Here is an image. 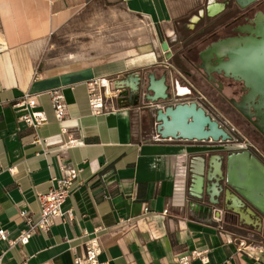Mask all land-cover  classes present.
Instances as JSON below:
<instances>
[{"label":"crops","instance_id":"1","mask_svg":"<svg viewBox=\"0 0 264 264\" xmlns=\"http://www.w3.org/2000/svg\"><path fill=\"white\" fill-rule=\"evenodd\" d=\"M90 1L0 0V227L13 238L23 228L19 210L27 209L38 219L36 194L49 189L51 176L61 175L62 161L83 168V184L75 185L63 204L73 218H55L48 232L36 231L23 245L9 247L0 240L2 264L24 260L73 264L70 247L80 253L89 237L85 232L98 237L99 259L109 264H179L173 257L193 250L204 251L208 261L195 259L191 264H264L262 246L247 244L241 233L230 228L223 211L221 220L214 218L222 204L210 203L205 174L209 157L219 153L213 147L216 143L157 140L154 129L150 139L142 140L148 129L141 120L135 125L133 118L141 113V99L136 105L116 99L112 111L92 112L89 82L97 81L102 91L115 90L113 80L125 77L134 66L152 63L154 53L124 67L38 70L51 35ZM120 1L127 11L161 27L164 38L174 33L173 22L185 14L171 0ZM136 72L142 90L143 73ZM100 80L108 81L109 87H102ZM55 88L61 89L67 105L61 122L54 116L49 96ZM24 92L36 96L37 108L46 116L36 129L20 119L26 110L17 103ZM62 126L67 127L65 132ZM36 134L59 143L35 142ZM70 139L82 143L64 145ZM201 175L204 180L199 183ZM126 219L130 221L121 223ZM251 223L260 227L264 220Z\"/></svg>","mask_w":264,"mask_h":264},{"label":"rangeland","instance_id":"2","mask_svg":"<svg viewBox=\"0 0 264 264\" xmlns=\"http://www.w3.org/2000/svg\"><path fill=\"white\" fill-rule=\"evenodd\" d=\"M213 1L218 3L222 0ZM206 3V0H171V4L177 8V11L184 10L185 14L176 19L177 22H173L176 34L172 33L166 38L172 41L176 37L186 36L188 32L184 29L185 17L191 13L194 14L197 8H203ZM203 23H206L205 19H203ZM162 31L161 27L153 24L149 19L127 11L120 0H91L51 35L40 58L38 70L54 69L53 72H64L82 66L104 65L106 68L117 65L124 67L138 57L148 58L145 56L154 53L155 58L152 63L141 67L134 66L127 71L143 73L142 91H145L148 82L147 76L150 72L155 73L157 77L165 74L164 68L161 66L163 53L160 44L164 38ZM108 59L112 60L108 63L104 62ZM171 63L174 62L171 61ZM183 73L213 104L214 108L208 110L209 114L219 120L231 134L229 141L216 143L213 147L219 148V153L226 155L230 151H236L243 146L252 144L264 155V138L247 127L243 118L222 97V95L231 96L230 90L224 89L221 95L214 88H209L208 85L202 83L203 79ZM167 83L169 84L168 80ZM169 92L168 88V94ZM166 102V100L159 101L162 105ZM147 109L151 113V120L146 118V108H142L139 115L133 116L135 125H138L141 120L148 129L142 133V140L150 139L151 131L154 129L155 110ZM231 126L234 130L230 129ZM228 224L231 229L246 238L247 244L260 245L264 252V225L259 227L251 222L247 224L236 214L228 218ZM262 254L264 255V253Z\"/></svg>","mask_w":264,"mask_h":264},{"label":"water","instance_id":"3","mask_svg":"<svg viewBox=\"0 0 264 264\" xmlns=\"http://www.w3.org/2000/svg\"><path fill=\"white\" fill-rule=\"evenodd\" d=\"M245 5L252 0H236ZM161 49L165 58L171 52L165 39L161 41ZM219 49L227 51L225 61H217L219 70L242 80L248 92L243 101L236 104V108L244 114L246 101L258 99L253 105L255 115L259 118L257 128L264 135V39L254 36L242 39L227 40L215 44L208 50L219 53ZM203 62L210 64L206 58ZM207 72H209L207 70ZM144 94L141 95V76L139 73L129 72L123 78L113 80V86L119 90L118 102L121 99L136 97L130 105L140 102L155 104L169 97L165 76H156L150 72ZM245 115V114H244ZM247 116V115H245ZM155 132L161 138L185 140L229 141L231 134L215 118L211 117L203 107L196 102H177L164 107L155 108ZM208 170L205 174L206 192L212 205L222 204L223 211H231L239 215L246 222L255 221L260 224L264 220V162L250 147L230 151L226 155L213 153L209 157ZM204 176L201 175L199 183ZM249 219V220H248Z\"/></svg>","mask_w":264,"mask_h":264},{"label":"built area","instance_id":"4","mask_svg":"<svg viewBox=\"0 0 264 264\" xmlns=\"http://www.w3.org/2000/svg\"><path fill=\"white\" fill-rule=\"evenodd\" d=\"M168 82V88L170 92L169 97L166 99V104L162 105L159 102L155 104L143 102L144 104H142V106L155 110V108L157 107H164L168 104L194 101L198 105L203 107L208 114V110L214 108V106L206 99V97L199 91L195 90L192 83L183 76L174 77L170 75ZM100 84L101 86L104 85L102 80H100ZM102 87L108 88L109 84ZM143 94L144 91L141 92V95ZM88 95L89 106L92 112L95 114L106 113L114 109V101L119 96V90L115 89L111 91H102L100 87H98V82L94 80L88 83ZM49 96L55 118L59 122L63 121L67 116V105L64 101V96L61 89L55 88L50 90ZM17 105H20L23 110H26V113L20 116V119L24 121L28 126H31L36 129L46 122L45 113L37 108L38 102L36 96L33 93L24 92L22 100L17 103ZM210 116L213 117L212 115ZM217 121L222 125L219 120ZM230 129L234 130L233 126H231ZM61 130L65 132L67 130V127L62 126ZM154 137L157 140L164 139L161 138L158 134H156V132ZM199 141H206L209 143H222L218 141H212L210 139ZM35 142H43L44 144L49 145L56 143L57 140L50 141L48 138H39V136L36 134ZM81 143L82 142L78 141V139H70L64 145L71 146L78 145ZM247 147H250L251 150L256 153L264 162V155L255 146H253L252 144H248ZM60 169V176L50 177L49 189L46 192H37L36 194V198L39 204L38 219L34 220L32 217V213L27 209L19 210V215L23 220V228L20 229L19 233L13 238L9 237L7 229L0 227V240L7 242L9 247L14 246L16 244H26L29 239L33 236V234L36 233V231L38 230L48 232L50 230V227L54 223L55 218H61L62 220L73 218L71 210H63V204L66 201L67 197L71 194L74 186H80L83 184V179L80 177L83 168L81 166L71 165L62 161ZM10 170H12V168H10ZM145 210L147 211V208H145ZM222 211L223 210L219 211L218 217L214 218L221 220ZM163 212L166 213L167 208H165ZM129 221V219H126L122 220L121 223H126ZM85 235H88L89 237L82 242V250L80 253L76 251L74 246L70 247L73 253V264H109L108 261H103L99 259L101 247L98 241V237L96 235L90 236L91 234H88L87 232H85ZM203 253L204 251L193 250L185 254H176L173 259L179 264H191V261L195 259H199L202 263H206L208 259L206 256L203 255ZM3 255V252L0 253V264H2L3 262ZM254 257L257 259L258 255ZM18 264L30 263L24 260L22 262H19Z\"/></svg>","mask_w":264,"mask_h":264},{"label":"flooded vegetation","instance_id":"5","mask_svg":"<svg viewBox=\"0 0 264 264\" xmlns=\"http://www.w3.org/2000/svg\"><path fill=\"white\" fill-rule=\"evenodd\" d=\"M210 1L211 0H206L207 3L203 8H197L194 14L191 13L186 17L188 18L187 21H189L187 27L188 34H186V36L181 38L176 37L172 41H169L166 37L163 38L167 41L171 52L170 57L167 59L162 52L163 60L161 61V66L165 71V74H163L165 76V82L167 83L170 75L174 77L183 76L189 80L184 75L183 72H185L188 76L203 79L204 82L202 81V83H205L206 86L208 85L209 88H214L218 93H221V95L224 89H229L231 96L222 95V97L243 118L247 127L264 138V135L256 126V123L259 122V118L255 115V110L253 108V105L258 103V99L255 98L254 100L246 101L243 110L244 114L247 116L242 114L236 108V104L243 101V97L248 92V88L244 86L242 80L236 79L230 74H226L223 70H219V68H215L217 66V61L227 60V51L219 49V53H216L212 50L210 53L211 56H209L208 53L209 49L222 41H236L237 39L239 40L249 36L264 39V0H252L245 5L239 4L236 0L217 1V4L221 5V9L215 14L210 13ZM194 17L197 19L194 20ZM203 19L206 20V23H203ZM211 19L213 20L210 21ZM173 30L174 34H176L175 27ZM175 45H177V47H175ZM203 56L210 64H206L205 66L202 59ZM171 61L174 63H171ZM207 70L209 72H207ZM191 83L195 90L203 94L193 82ZM136 100L137 98L133 96L121 99V102L133 103ZM142 108L145 107L142 106ZM223 213L227 218L235 215V213L229 211H223Z\"/></svg>","mask_w":264,"mask_h":264},{"label":"bare ground","instance_id":"6","mask_svg":"<svg viewBox=\"0 0 264 264\" xmlns=\"http://www.w3.org/2000/svg\"><path fill=\"white\" fill-rule=\"evenodd\" d=\"M221 5L215 3L213 0L210 2V6H209V10L211 14H215L216 12H218L221 8ZM262 27V26H261ZM262 29V28H261ZM264 30V29H263ZM257 32V31H256ZM263 33V32H262ZM214 53V52H213ZM209 57V56H208ZM102 82L104 83V85H108V81L106 80H102ZM249 220V219H248Z\"/></svg>","mask_w":264,"mask_h":264}]
</instances>
